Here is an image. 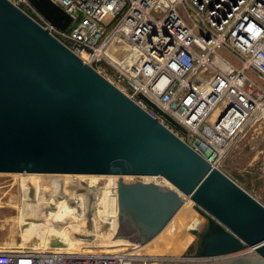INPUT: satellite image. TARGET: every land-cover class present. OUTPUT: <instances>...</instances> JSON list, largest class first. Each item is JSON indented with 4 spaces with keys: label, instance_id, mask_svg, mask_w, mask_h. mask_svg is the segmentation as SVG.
I'll use <instances>...</instances> for the list:
<instances>
[{
    "label": "water",
    "instance_id": "1",
    "mask_svg": "<svg viewBox=\"0 0 264 264\" xmlns=\"http://www.w3.org/2000/svg\"><path fill=\"white\" fill-rule=\"evenodd\" d=\"M31 1L57 26L71 23L53 0ZM0 171L164 176L172 186L120 177L110 242L147 243L189 197L205 221L190 258L224 255L193 264H264V203L11 0H0Z\"/></svg>",
    "mask_w": 264,
    "mask_h": 264
},
{
    "label": "built area",
    "instance_id": "2",
    "mask_svg": "<svg viewBox=\"0 0 264 264\" xmlns=\"http://www.w3.org/2000/svg\"><path fill=\"white\" fill-rule=\"evenodd\" d=\"M11 1L217 166L264 112V0H53L72 16L66 28L31 0ZM0 264H134V256L15 248L0 250Z\"/></svg>",
    "mask_w": 264,
    "mask_h": 264
},
{
    "label": "bare ground",
    "instance_id": "3",
    "mask_svg": "<svg viewBox=\"0 0 264 264\" xmlns=\"http://www.w3.org/2000/svg\"><path fill=\"white\" fill-rule=\"evenodd\" d=\"M15 173L21 174L24 177L21 181L20 187L25 186L23 183H26V181L29 183L32 181H38L41 183L36 184L34 187L31 186L36 191L29 195V199L27 198V200H30L29 202L25 199H23V201L25 200V204L19 202V206H26L28 209L25 210L24 213H19V215H17L15 212L8 213L7 211H4L3 208H0V210L2 209L4 211L2 213H6L7 215L4 219L0 218V224L6 225L4 226L6 228L0 229V246L4 247V249H58L66 251L93 250L106 252L107 249H104L105 247L126 245L128 247H138V250L147 253V256L151 258H175L174 256L179 254L181 246L189 244L187 242L188 234L194 229H200L203 227L202 219H200L196 212L190 208L193 204L191 201L193 200L187 197L185 204L174 215L163 231L147 243H130L128 241L118 240L110 242V239L117 233L119 226L118 181L121 176L124 179H128L131 174L106 173L103 175V173L52 172ZM59 174H71L74 176L70 179L55 177V175ZM26 175L31 177L25 179ZM102 176H106L109 180L104 184L103 188H99V186L94 188ZM144 176L146 181H158L154 179L157 177L156 175L149 174ZM7 184L12 189L11 192L17 188L16 182L13 180L8 181ZM166 184L172 186V183L168 179ZM49 186L53 187V193L46 199L43 190H46L45 188ZM90 188L95 192V201H99L96 208L99 217L96 216L98 221L95 225V235L97 238L86 240L82 239V236H79V233L75 232H77L76 229L79 228L84 230L81 231L82 233L88 231L85 226L86 220H82V218L87 217L84 216L87 205L85 206L83 201H81V203L79 202L80 206L82 208L84 207L81 211L77 206L75 207L72 205L70 199L74 198V195L83 199L82 195H87L88 193L85 192H89ZM3 201L4 198L0 200V205H7L5 206V209L18 206V204L14 205L17 200L13 198V194L10 195L9 199L5 202ZM43 203H46V205L43 206ZM23 209L24 208H21V210ZM14 215L17 216L14 217ZM66 222H69V224L63 226L58 225ZM8 225L9 231L11 232H9L10 234L7 233ZM19 235H21V237H18ZM104 236H109L110 238H104ZM29 239L35 240V244H27L26 241ZM98 247H103V249ZM160 264L169 263L164 262Z\"/></svg>",
    "mask_w": 264,
    "mask_h": 264
},
{
    "label": "rangeland",
    "instance_id": "4",
    "mask_svg": "<svg viewBox=\"0 0 264 264\" xmlns=\"http://www.w3.org/2000/svg\"><path fill=\"white\" fill-rule=\"evenodd\" d=\"M118 43V42H117ZM117 43L115 46H117ZM121 51L112 49L111 53L115 55H118ZM220 167L228 173L232 178H234L238 183H240L243 187H245L248 191H250L252 194H254L258 199H260L264 203V112H262L258 117H256L248 126L247 128L242 132V134L239 136V138L236 140V142L233 144L231 149L228 151L222 162L220 163ZM105 175V174H103ZM74 175L71 174H59L55 175V177L61 178V179H70ZM154 179L158 180L160 182L161 180L163 183L167 182V178L161 175H156ZM161 178H159V177ZM31 176H27L25 179H29ZM23 176L21 174L15 173V172H3L0 171V200L4 198L5 202L7 199H9L10 195L13 194V198H15L17 201L14 203V205L18 204L17 206L7 208L5 209V204L0 205V208H3L4 211H7L8 213L10 212H15L17 215L19 213H24L22 210L19 209V202H23L25 204V200L27 198L29 199V195L32 193H35V189L32 188L36 184L41 183V182H31L29 183L26 181L24 182L23 187H20L21 181L23 180ZM137 179H146L144 175H136V174H131V176L126 179L128 181H134ZM13 180L16 182V189H14L13 192H11V188L7 184L8 181ZM109 179L106 176H102L99 179V182L97 183L94 188H103L104 184L108 181ZM161 181V182H162ZM51 182V181H50ZM29 185V186H28ZM32 186V187H31ZM31 189V190H30ZM21 190V191H20ZM21 192V194H20ZM45 193L46 197V191L43 190ZM87 195H82L83 199H80L81 201L84 202L85 206H88V209L91 212V218L92 222L90 223V226L85 224L86 228L89 229V231L95 235V225L97 223V217L98 212L96 210L98 202L95 201L96 195L95 192H93V189L90 188L89 192ZM84 193V194H85ZM8 195V196H7ZM15 195V196H14ZM89 195V196H88ZM79 197V196H78ZM23 199H25L23 201ZM47 199V197H46ZM192 200V199H191ZM30 200H27L29 202ZM2 202V203H3ZM96 202V203H95ZM194 203V201H191ZM17 207V208H16ZM76 207V206H75ZM84 208V207H83ZM83 208L81 207L80 210L82 211ZM86 209V210H88ZM103 209V207H102ZM88 210V211H89ZM2 209L0 210V218L4 219L7 215ZM79 211V210H78ZM194 211V210H193ZM17 215H14L17 216ZM85 216V215H84ZM99 217V216H98ZM84 220H87V218H84ZM2 222V221H1ZM203 221V225H204ZM86 223V222H85ZM68 225L69 222L63 223V224H58L59 226L63 225ZM88 225V226H87ZM5 224H0V229L6 228ZM201 229V228H200ZM77 232L75 233H81V228L76 229ZM9 225L7 228V233H9ZM88 232V231H86ZM11 233V232H10ZM9 233V234H10ZM8 234V235H9ZM96 236V235H95ZM18 237H21L19 235ZM104 238H110L109 236H104ZM199 239L200 235L190 232L187 236V242L189 244L181 246L179 254L174 256L175 258H151L148 257L147 253L141 252L138 250V247H128L126 245L124 246H109L105 247L104 249H107L106 252H117L119 250H129L132 255L134 256V264H160V263H169V264H193L195 262H200V261H212L215 259H221V258H214V259H192L190 258L193 256V252L196 250L198 244H199ZM21 240V239H20ZM27 244L33 245L35 244V240H27ZM111 244V243H110ZM94 248V247H93ZM97 248V247H96ZM100 248V247H98ZM14 249V248H12ZM100 249H103L101 247ZM0 250H10V249H4V247L0 246ZM110 250V251H109ZM248 250V247H245L244 249L240 250V252H246ZM180 257V258H179ZM147 259V260H146ZM141 260V261H140ZM137 262V263H136ZM141 262V263H139Z\"/></svg>",
    "mask_w": 264,
    "mask_h": 264
},
{
    "label": "flooded vegetation",
    "instance_id": "5",
    "mask_svg": "<svg viewBox=\"0 0 264 264\" xmlns=\"http://www.w3.org/2000/svg\"><path fill=\"white\" fill-rule=\"evenodd\" d=\"M17 207H18V206H17ZM17 207H16V208H17ZM21 208H24V209L22 210L23 212H24L25 210H28V209L26 208V206H20L19 209L21 210ZM83 219H84V218H82V220H83ZM84 221H85V220H84ZM81 233H82V232H81Z\"/></svg>",
    "mask_w": 264,
    "mask_h": 264
}]
</instances>
